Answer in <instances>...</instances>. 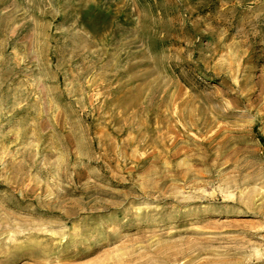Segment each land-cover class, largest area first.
<instances>
[{"label": "rangeland", "instance_id": "374dc122", "mask_svg": "<svg viewBox=\"0 0 264 264\" xmlns=\"http://www.w3.org/2000/svg\"><path fill=\"white\" fill-rule=\"evenodd\" d=\"M0 264H264V0H0Z\"/></svg>", "mask_w": 264, "mask_h": 264}, {"label": "bare ground", "instance_id": "6f19581e", "mask_svg": "<svg viewBox=\"0 0 264 264\" xmlns=\"http://www.w3.org/2000/svg\"><path fill=\"white\" fill-rule=\"evenodd\" d=\"M25 180V179H24Z\"/></svg>", "mask_w": 264, "mask_h": 264}]
</instances>
